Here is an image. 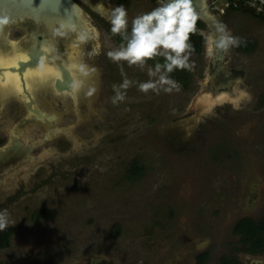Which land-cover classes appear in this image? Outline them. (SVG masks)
Listing matches in <instances>:
<instances>
[{
    "label": "rangeland",
    "instance_id": "374dc122",
    "mask_svg": "<svg viewBox=\"0 0 264 264\" xmlns=\"http://www.w3.org/2000/svg\"><path fill=\"white\" fill-rule=\"evenodd\" d=\"M92 1L80 7L88 33L98 38L81 42L79 33L61 29L49 35L55 63L81 54L84 99L45 86L29 89L55 122H38L26 94L0 100V148L11 144L14 130L27 145L38 144L31 159L0 176V212L10 221L0 231V264H88L90 257L103 264H264V232L235 228L264 224V13L248 6L235 15L226 12V1L206 0L220 26L255 43L227 52L224 69L240 78L219 92L209 84L215 70L205 23L196 33L204 45L190 57L193 70L170 74L181 91L145 95L138 82L165 61L150 60L143 71L121 62L122 75L107 52L126 42L112 35L109 17L123 4L130 32L132 18L159 1ZM33 29L8 30L2 47L17 43L28 51ZM125 77L137 83L113 104V85ZM207 94L228 98L195 111L196 99Z\"/></svg>",
    "mask_w": 264,
    "mask_h": 264
},
{
    "label": "clouds",
    "instance_id": "9594fccd",
    "mask_svg": "<svg viewBox=\"0 0 264 264\" xmlns=\"http://www.w3.org/2000/svg\"><path fill=\"white\" fill-rule=\"evenodd\" d=\"M201 19L194 7V0H159L158 6L151 11L136 15L131 20V31L129 32V14L123 4L111 9L109 21L113 36H121L126 43L107 52V57L121 66V74L124 75L121 62H126L129 67H138L144 70L148 61L162 57L164 63H156L154 68H147L149 80L138 82V91L145 95L150 92L171 94L180 92L181 85L171 78V73L176 70H193L194 64L190 57L194 52L191 44V36L196 34ZM10 18L0 15V28L10 23ZM219 37L212 35L205 37L207 49L206 55L211 58L214 48L228 51L234 47H240L243 43L240 37L234 36L227 29V26L218 28ZM62 35L63 33H58ZM98 38V33H82L79 36L81 42ZM80 71L87 75L85 67L81 66ZM134 82L125 77L119 85H113L115 95L112 98L113 104L123 102L126 98V90L133 86ZM80 87L79 83L73 85ZM247 99L250 95L245 94ZM239 104L234 107L239 108ZM10 221L5 212H0V231L6 229Z\"/></svg>",
    "mask_w": 264,
    "mask_h": 264
},
{
    "label": "water",
    "instance_id": "95a60500",
    "mask_svg": "<svg viewBox=\"0 0 264 264\" xmlns=\"http://www.w3.org/2000/svg\"><path fill=\"white\" fill-rule=\"evenodd\" d=\"M260 1L264 2V0ZM11 2L16 6H20V2H23V22L31 19L39 26L45 25L49 30L48 35H50V33H52L55 29H61L62 32L65 33L75 32L79 33L80 35L82 33H88L89 24L86 20L87 16L83 12L79 4H77L74 0H11ZM206 2V0H194V7L201 17L200 20L206 23L211 32L217 33V36L219 37L218 28L220 27V21H217V16H213L208 12ZM34 36L35 38L37 37L36 34H34ZM48 40L52 42V39L48 37L47 39L41 41V44L39 43L40 45H42V47H38L35 44L34 40L33 45L30 47L31 51H26L23 53L26 55V60H28L27 58L30 57L28 63L22 62L20 64L21 68L12 67L10 68L11 71L18 73L23 72L24 75L25 72H30L34 68H36L38 64H40L38 49L42 51L46 41ZM215 52L216 55L212 59L213 65H216L219 60L221 62L217 66V71L215 72L216 74L209 84L211 85V87L215 88L216 92H219L220 90H225V84L219 85L223 83V80L227 82L226 85L230 87L236 78H240V74L222 72V62L225 59L228 51L216 50ZM60 61V59L56 60V63L59 64ZM61 70L63 73V79L57 80L56 91H58L59 93H72L74 91V81L70 76L69 68L62 66ZM89 95L90 93L87 91V96ZM30 101L33 102L32 98H30ZM27 105L29 107L32 106V104L28 102ZM35 108L36 109H31V111L37 118H47V120L50 122H55V120L57 119V117L53 115L46 114V116L45 112L39 107L35 106ZM52 130L54 133H59L58 129ZM45 139H49V136L46 135ZM37 146L38 144L27 145L25 142L20 140L19 137L15 136L14 141L11 145L0 149V168L11 167L19 164L20 162L31 159L30 153Z\"/></svg>",
    "mask_w": 264,
    "mask_h": 264
},
{
    "label": "bare ground",
    "instance_id": "6f19581e",
    "mask_svg": "<svg viewBox=\"0 0 264 264\" xmlns=\"http://www.w3.org/2000/svg\"><path fill=\"white\" fill-rule=\"evenodd\" d=\"M217 21L219 22V18H216ZM219 24V23H218ZM56 30V29H55ZM210 35H212L214 37V32H211L210 30ZM53 42V40H52ZM52 42L51 41H46L45 45L46 47H48V50L47 48L43 47L42 51H41V55H40V64H38V66L36 68H34L32 71L30 72H27L29 74V78L27 80H24L23 79V76L21 77L20 75V79L17 81L15 76H5L4 74L7 72V73H13V74H16L18 72H12L10 68L12 67H7L5 69H0V78H2V82H0V100L2 99H7V96L8 95H11V94H15L16 96H24L25 94L29 97V98H32V101L35 105L32 104V106H28V110L30 111L31 114L34 115V113L31 111V109H36L37 104L34 100V98L32 97V93L30 94L29 92V89H32V91L34 90L35 87H37V89H40V88H44V86L48 89V90H56V82L58 79L62 80L63 79V73H62V70H61V67L62 66H65L67 68H69V71H70V76L73 78V81H74V84L75 83H79L80 84V87L78 89L74 88V91L72 93L74 94H81V96L85 97V92H84V89H85V85H84V80H83V77H84V74L80 71V68H81V60H80V53L76 54L75 51L73 53H71V57H70V61L68 60V64H66V62L64 61H60L59 64L55 63V61L53 59H51V56L50 55V48L52 46ZM12 46L14 47L13 51L11 52H8L7 54L5 55H2L0 57V59H2L6 64L8 63H12L14 61H18L20 62L19 60L23 61V60H26V55L25 54H22L20 51L17 50V43H11ZM33 45V44H32ZM19 48V47H18ZM73 50V49H72ZM226 59V57H225ZM225 59L223 60V62L225 61ZM28 66V65H27ZM39 71L40 73H48L49 71L55 73L54 76H49L48 78L46 79H43V80H40L39 78H36V79H33L32 78V73L34 71ZM87 76V75H86ZM13 84H15L17 87H20L23 89V91L19 94H17L14 90H13ZM84 92V93H83ZM15 97V96H14ZM22 98V97H21ZM93 98V97H92ZM228 98V95L227 94H219L218 96H216L215 98L212 97V95L210 94H207V95H204L202 97H200L199 99H196V102L193 104L194 105V110L195 111H198L199 109L201 108H210L211 106L213 105H216L217 103H219V101H223V100H226ZM24 103L27 105V101L26 100H23ZM3 103V101H0V104ZM1 108V107H0ZM45 112V111H44ZM47 113L45 112V115ZM49 115V114H47ZM46 115V116H47ZM34 117L37 119L38 122H43L46 120V122L48 121L47 118H43L42 120L37 118L35 115ZM35 119V120H36ZM194 127V125L192 123H189L187 124V128H192ZM188 130V129H187ZM15 132L16 134L18 135L19 134V131H12V134H11V137L14 139L15 136ZM19 137V135L17 136ZM19 139L21 140V138L19 137ZM23 141V140H22ZM24 142V141H23ZM1 176L3 175V173L0 174Z\"/></svg>",
    "mask_w": 264,
    "mask_h": 264
},
{
    "label": "flooded vegetation",
    "instance_id": "af4514ba",
    "mask_svg": "<svg viewBox=\"0 0 264 264\" xmlns=\"http://www.w3.org/2000/svg\"><path fill=\"white\" fill-rule=\"evenodd\" d=\"M77 4H79V6L83 7V5H85L84 7H92L89 3L91 4H94L92 0H74ZM227 10L226 12H230V13H233L235 15H238V14H242L244 9H246V6L245 5H242V6H238V7H232V6H227ZM237 10H243V11H237ZM23 2H20V6H16V5H13L11 0H0V15H5V16H8L10 18V23L8 25H5L3 26V28H0V57L2 55H5L7 54L8 52H12L14 49L13 48H3L2 46L3 45H6L8 43V40H7V32L8 30L14 28V29H19L20 31H23V26H26L28 24H30L31 26H34V29L30 32L33 39L35 40V44L39 47H42V45H40L41 41L47 39L49 37V30L47 29V27L45 25H41L39 26L37 23H35L34 21H32L31 19H28L26 21L23 22ZM34 34H36V38L34 36ZM214 35L215 37L214 38H218L217 36V33L214 32ZM244 42V40H242ZM40 43V44H39ZM32 46V45H31ZM30 46V47H31ZM19 49V50H18ZM17 50L20 51L22 54H23V48H18ZM38 49V48H37ZM217 49L214 48L213 50V56H212V59L213 57L216 55V51ZM31 51V48L28 50V52ZM40 51L38 49V55L40 57ZM29 58V57H28ZM27 58V59H28ZM57 60V59H56ZM61 60V59H60ZM20 61V64L22 63L21 60ZM62 61V60H61ZM221 61L219 60L216 65H213L212 63V67L214 68V72L217 71V66L219 65ZM224 62H222V66H223V70H221L222 72L224 73H237L239 74L238 72L236 71H228V70H225L224 69ZM18 68H21L18 67ZM21 75V77L23 76V72L22 73H19ZM216 73H214L213 77L215 76ZM212 77V78H213ZM211 82V80H209V83ZM223 83L219 84V85H223L225 84V89H230V87H228L226 84L227 82H225L224 80L222 81ZM218 86V84H217ZM214 91L215 88H214ZM14 141V139H13ZM13 141L11 142V144L13 143ZM10 144V145H11ZM9 146V145H8ZM7 147V146H5ZM4 148V147H2ZM1 149V148H0ZM13 166L11 167H3V168H0V173H5L7 172V170L9 169H13L12 168ZM79 264H83V261H80ZM88 264H103V262H101L100 259H93L92 257H90L88 259Z\"/></svg>",
    "mask_w": 264,
    "mask_h": 264
},
{
    "label": "trees",
    "instance_id": "16d2710c",
    "mask_svg": "<svg viewBox=\"0 0 264 264\" xmlns=\"http://www.w3.org/2000/svg\"><path fill=\"white\" fill-rule=\"evenodd\" d=\"M197 27L199 30L203 29L205 27V23L202 22L201 20H199ZM190 42L193 45L194 50H196V51L201 50L202 46L204 45V39L201 35L199 37H197L196 34L192 35ZM254 46H255V43L253 41H244L241 44V49L251 50L254 48ZM242 227L247 228L249 230L247 232L251 233L254 236H257L260 232H264V224L262 226H256V225H252V224L250 225V223L246 222V223L241 224L237 227L235 226L237 231H238V228H242ZM202 256H204V254L201 255L200 259L202 258ZM200 261H202V263H204L206 261V259L202 258Z\"/></svg>",
    "mask_w": 264,
    "mask_h": 264
},
{
    "label": "snow or ice",
    "instance_id": "6c2138e0",
    "mask_svg": "<svg viewBox=\"0 0 264 264\" xmlns=\"http://www.w3.org/2000/svg\"><path fill=\"white\" fill-rule=\"evenodd\" d=\"M28 60H30V57L28 58ZM28 60H23L22 62L23 63H28ZM7 67H15V68H18L20 67V62L18 61H14L12 63H8L6 64L2 59H0V69H5ZM6 77L7 76H15L16 80L18 81L20 79V74L19 73H16V74H13V73H5L4 74ZM55 73L49 71L48 73H40L38 70L37 71H34L32 73V78L33 79H36V78H39L40 80H43V79H46L48 78L49 76H54ZM29 78V74L27 72H25L24 76H23V79L24 80H27ZM0 82H2V78H0ZM13 90L19 94L23 91L22 88L20 87H17L15 84H13ZM243 95V94H242Z\"/></svg>",
    "mask_w": 264,
    "mask_h": 264
},
{
    "label": "built area",
    "instance_id": "2783aa9c",
    "mask_svg": "<svg viewBox=\"0 0 264 264\" xmlns=\"http://www.w3.org/2000/svg\"><path fill=\"white\" fill-rule=\"evenodd\" d=\"M221 1L222 2L226 1L227 2L226 6H232V7H238L242 5H245L246 7L252 6L254 8H258L259 10H262V12L264 13V2L260 0H221Z\"/></svg>",
    "mask_w": 264,
    "mask_h": 264
}]
</instances>
